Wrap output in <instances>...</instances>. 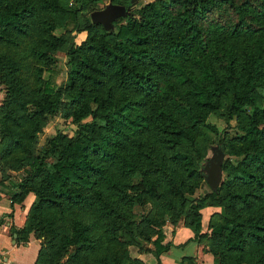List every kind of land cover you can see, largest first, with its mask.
<instances>
[{
    "label": "trees",
    "instance_id": "trees-1",
    "mask_svg": "<svg viewBox=\"0 0 264 264\" xmlns=\"http://www.w3.org/2000/svg\"><path fill=\"white\" fill-rule=\"evenodd\" d=\"M98 1L94 10L105 7L104 0ZM118 3L127 6L131 0ZM29 11V5L0 7V41L6 31L20 34L26 29ZM76 17L75 9H71L63 25H46V48L36 50L49 64L39 68L42 75L53 72L51 51L63 45L69 24L76 32L85 31L87 36L79 45L73 41L69 44L63 83L54 85L50 73L42 77L33 115L47 123L67 102L81 106L87 93L95 97L101 89L104 95L100 104L104 112L97 125L89 122L79 125L85 132L84 138H68L56 130L45 138L40 151L22 157L21 179L11 187L10 200L16 197L15 190L20 189L34 192L42 207L86 208L94 202L88 191L98 183L117 190L119 197L126 199L125 184L116 176L136 174L139 164L119 147L149 127L157 130L171 149L183 138L193 140L190 129L206 122L208 115L220 106L223 95L229 97L228 118L244 116L243 121L237 122L238 131L227 143L230 157L227 176L235 183L264 191V0L145 2L114 20V29L109 31L103 26L97 31L92 23L80 25ZM109 83L151 99V115L146 116L140 107L143 98L115 97ZM15 107L20 109L16 114L22 124L29 123L22 106ZM86 114L77 111L72 122L78 123ZM88 130L91 134L86 135ZM172 157L188 173L194 172L190 154L176 150ZM168 184L169 192L183 196L172 180ZM135 187L156 192L154 185L143 181ZM208 196L191 205L193 240L203 234L200 208ZM27 230L12 231L17 234V240L27 241ZM241 230L240 223L225 216L224 223L211 227L210 236L220 237L227 249L242 250L243 239L235 237ZM84 235V228L77 224L72 234L74 243H81ZM248 235L256 243L264 242V237L255 231ZM139 236L150 240L143 232ZM163 239L164 233L159 231L152 241L154 248L146 250L157 260L171 245L163 243ZM39 255L40 249L36 264ZM134 264L143 262L135 259ZM252 264H264V258L258 257Z\"/></svg>",
    "mask_w": 264,
    "mask_h": 264
},
{
    "label": "rangeland",
    "instance_id": "rangeland-1",
    "mask_svg": "<svg viewBox=\"0 0 264 264\" xmlns=\"http://www.w3.org/2000/svg\"><path fill=\"white\" fill-rule=\"evenodd\" d=\"M96 1L0 0V7L21 8L29 5L31 8L26 29L20 34L6 31L3 41H0V191L7 199L13 184L21 179L19 167L22 157L40 151L45 138L56 130H61L68 138H84L85 132L79 125L88 122L97 125L101 119L104 112L100 104L103 89L97 91L95 97L87 93L86 101L81 106L67 102L61 112L47 123L33 115L42 77L50 73L40 74L39 68L49 64L36 54L37 49L46 48L47 23L63 25L68 19V12L75 9L80 25L95 24L91 20V13L99 3ZM104 1L105 7H108L123 0ZM159 1L131 0L130 5H123L129 12L134 11L140 3L158 4ZM95 25L99 31L102 25ZM86 36L85 31L76 32L69 24L64 35L65 42L58 50L51 51L53 62L50 67L53 72L50 78L54 85L65 81L69 44L73 41L79 45ZM108 85L115 97L126 95L131 100L143 98L140 107L146 116L151 115V99L130 88H120L113 83ZM228 103L229 97L223 95L219 99L220 106L208 115L206 122L190 129L193 140L183 138L174 149L168 148L162 135L151 127L119 147L128 151L139 164L136 174L116 176L125 184L126 199H121L117 190L98 183L88 191L89 198L94 201L92 206L60 210L53 206H39L34 192L16 189L17 195L13 200L9 199L11 206L6 208L2 217H12L14 205L19 210L20 223L13 224L11 230L27 228L26 240L29 237L38 240V264H134L135 259L142 261L148 254L146 250L154 248L152 241L159 231L174 232L179 227L193 230L191 205L200 197L209 195L200 208L203 234L197 239L204 260L209 264H252L258 257L264 258V242L256 243L248 235L250 231H255V234L264 237V191L235 183L227 176L230 170L227 143L238 131L237 122L244 119V116L228 118ZM14 104L22 106L29 123L22 124L16 114L20 109L12 106ZM77 111L87 114L75 124L72 119ZM87 134H91V131H86ZM176 150L191 155L193 173H188L182 163L173 160L172 153ZM218 152L223 153L221 178L217 187L212 189L206 175ZM170 180L183 196L169 192ZM139 181L151 183L156 192L152 194L138 190L135 185ZM236 193L240 197H231ZM225 216L241 224V233L235 237L243 239L242 250L227 249L220 237L210 236L211 227L224 223ZM77 224L84 228L81 243H74L72 237ZM142 232L148 234L149 241L139 236Z\"/></svg>",
    "mask_w": 264,
    "mask_h": 264
},
{
    "label": "crops",
    "instance_id": "crops-1",
    "mask_svg": "<svg viewBox=\"0 0 264 264\" xmlns=\"http://www.w3.org/2000/svg\"><path fill=\"white\" fill-rule=\"evenodd\" d=\"M9 202L0 191V219L4 220L0 222V264H36L38 240L33 237L27 241L17 240V234L11 230L13 224L20 223L19 210L14 205L12 217H2L6 208L11 206ZM164 235L163 243H171L169 248L160 253L159 260L152 253L146 254L142 258L143 264H209L204 260L202 247L197 240H193V230L179 227L174 232L164 231Z\"/></svg>",
    "mask_w": 264,
    "mask_h": 264
},
{
    "label": "water",
    "instance_id": "water-1",
    "mask_svg": "<svg viewBox=\"0 0 264 264\" xmlns=\"http://www.w3.org/2000/svg\"><path fill=\"white\" fill-rule=\"evenodd\" d=\"M128 11L124 5L114 4L91 13V20L95 24H101L106 31L113 27V21L124 17ZM223 153L218 152V156L210 163L206 181L212 189H215L221 178ZM16 235V234H15Z\"/></svg>",
    "mask_w": 264,
    "mask_h": 264
}]
</instances>
